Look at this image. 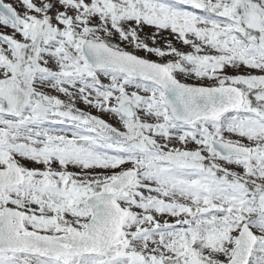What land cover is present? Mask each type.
Listing matches in <instances>:
<instances>
[{"label":"snow or ice","instance_id":"1","mask_svg":"<svg viewBox=\"0 0 264 264\" xmlns=\"http://www.w3.org/2000/svg\"><path fill=\"white\" fill-rule=\"evenodd\" d=\"M0 264H264V0H0Z\"/></svg>","mask_w":264,"mask_h":264}]
</instances>
